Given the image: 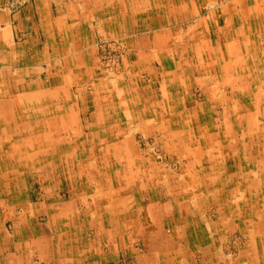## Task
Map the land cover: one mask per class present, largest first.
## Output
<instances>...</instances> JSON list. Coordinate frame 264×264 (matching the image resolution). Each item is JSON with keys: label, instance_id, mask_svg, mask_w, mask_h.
I'll return each instance as SVG.
<instances>
[{"label": "rangeland", "instance_id": "374dc122", "mask_svg": "<svg viewBox=\"0 0 264 264\" xmlns=\"http://www.w3.org/2000/svg\"><path fill=\"white\" fill-rule=\"evenodd\" d=\"M41 1L0 3V96L14 84L9 75L30 92L24 112L16 105L6 115L0 105V231L9 246L19 231L30 247L19 264H161L154 256L166 264H264L261 219L218 213L239 210L249 197L239 182L264 181L252 171L255 161L244 158L264 150V0ZM119 3L141 5L142 12L120 10ZM147 11L168 28L162 45L152 42L146 62L137 63L141 49L128 46L134 36L119 31L115 20L131 18L139 28L151 22ZM152 34L138 30L135 39L151 42ZM27 57L38 61L18 62ZM50 103L67 107L71 121ZM53 113L52 128L31 125L50 122ZM225 130L220 141L214 133ZM235 156L230 173H210ZM139 167L154 176L142 189ZM208 174L217 179L210 182ZM130 195L140 213L120 219L125 227L118 230L112 213L118 204L102 207L103 200ZM218 197L232 205L209 200ZM22 203L39 209L25 212V226L17 220ZM53 204L61 211L55 222ZM154 204H161L159 217ZM176 210L207 227L202 244L190 245L175 231L182 225ZM26 226L41 230L37 248ZM171 234L176 244L169 247Z\"/></svg>", "mask_w": 264, "mask_h": 264}, {"label": "crops", "instance_id": "0c3cea01", "mask_svg": "<svg viewBox=\"0 0 264 264\" xmlns=\"http://www.w3.org/2000/svg\"><path fill=\"white\" fill-rule=\"evenodd\" d=\"M36 1V4L38 5V4H42V1L41 0H35ZM225 1H227V0H225ZM6 2H8V0H0V3L1 4H5L6 5ZM152 7L154 6V5H151ZM233 6V5H232ZM2 7H5V6H1L0 7V9L2 8ZM118 8L120 9V10H126L127 12L129 11L130 13H139V12H142V9H140V8H143V7H141V5H138L137 7H136V5L135 4H127V5H124L123 4V6H121L120 5V3L118 4ZM180 9H181V7H179ZM178 8V10H180ZM231 8V7H230ZM234 11H235V13L237 12L236 10H232L231 12L232 13H234ZM148 12V11H147ZM146 12V13H147ZM156 12V11H155ZM180 12H182V11H180ZM183 12H184V10H183ZM120 13H126V12H124V11H122V12H120ZM145 13V12H144ZM149 13V19H151V22L149 23V25H146L145 24V22L143 21V23L141 24V25H139V28H138V26H137V21H133L131 18H129V19H127L126 18V20H124V21H116L115 20V24H116V26L118 25L119 27H118V30L119 31H121V32H124V33H126L127 34V36H130L129 34H132L133 36H134V38L133 39H129L128 40V46L129 47H131V49H136V48H139V49H141L140 51H138L136 54H137V57H138V61H137V63H139V61L142 59V60H145V61H143V62H146V59H145V57L147 56V55H150V53H148L146 50H148V48L149 47H151V45L153 44L152 42H154V43H156V44H161V42H162V39L163 40H165L164 39V30L166 29V31H167V28H168V26H166V25H162L163 23H165L166 21L164 20V19H162V21L160 22L159 21V18L157 19V20H153V18H154V16H155V14H153L154 13V11H150V12H148ZM158 14H159V16L160 17H162L163 16V11L161 10V11H159L158 12ZM150 16H153L152 18L150 17ZM163 18V17H162ZM132 20V21H131ZM135 20H136V18H135ZM142 21V20H141ZM165 21V22H164ZM201 23H202V21H201ZM182 24H183V22H182ZM11 25H12V22H11ZM174 25H177V24H175L174 23ZM1 28H2V25L0 26ZM139 30V32H151V33H153L152 34V36H153V40L150 42L149 40H148V37H143V39H141V40H138V39H135V31H138ZM166 34H167V32H166ZM1 43V42H0ZM162 45V44H161ZM153 56H154V54H153ZM132 57H134V56H132ZM38 58H32V57H27V61H26V59H21L20 61H18V62H21V63H24V62H26L27 64H29V61L31 60V61H35V60H37ZM45 59V58H44ZM40 60V59H39ZM38 61V60H37ZM67 61H69L68 59H67ZM67 61H63V62H65L67 65L66 66H62V67H64V68H66V67H68V65H69V63L67 62ZM147 64H145L144 65V67H148V66H146ZM151 65V64H150ZM150 67V66H149ZM148 67V68H149ZM150 69V68H149ZM151 70V69H150ZM8 77H10V75L8 76ZM23 80H26V82L28 83V84H31V85H33V87H34V85L35 84H37V83H35V82H28L27 81V79L26 78H24ZM22 82V81H21ZM40 82H43V81H39V83ZM128 83L129 84H133V80H132V76L129 78V80H128ZM23 84V83H22ZM26 86V85H25ZM129 88V87H128ZM72 93H74V89H73V91H72ZM28 102H26V103H21L20 104V108L22 109V111L23 110H25L26 109V104H27ZM50 104H52V103H50ZM48 108H50V105L48 106ZM52 108V107H51ZM25 118V117H24ZM22 119H23V116H22ZM37 122H39V123H37ZM115 123V122H114ZM31 125H34L36 128H39V127H45V125L43 124V121H39V120H36V123L34 122V123H31ZM36 125H38V126H36ZM42 125V126H41ZM110 125H112V124H110ZM113 125H115V124H113ZM227 130H225V131H217L216 133H214L215 135H216V137L217 138H219V140L220 141H223V138H224V134H226L225 132H226ZM25 132H27V129H26V127H25ZM174 133V132H173ZM176 133V132H175ZM178 133V132H177ZM223 135V137H221ZM48 137V136H47ZM40 139V138H39ZM42 139V138H41ZM216 139V138H215ZM103 142H104V140H102ZM2 142H4V141H2V140H0V143H2ZM217 142H215L214 144H216ZM225 143V142H224ZM227 143V142H226ZM257 143H258V141H257ZM3 151V150H2ZM219 152H223V151H220V150H218L217 151V153H219ZM220 154H222V153H220ZM191 157H193V155H191ZM244 158H247V159H251V160H254L255 161V163H254V165H252L253 167H254V169H252V171H254L255 173H256V175L258 176V175H260V174H264V150L263 149H261V150H258V151H256V154H252V155H250V156H248V157H244ZM228 159H230V160H228ZM233 159H236V156L235 157H233V158H230V157H228L227 159H224V163L225 164H221L220 166H214V164L210 167V168H212L211 170V172L210 173H214V172H218V173H225V174H228V173H230V165H231V163H232V161H233ZM211 160H212V157H211ZM242 160H244L243 158H242ZM192 165V164H191ZM190 165V167L188 168L189 170H191L192 168V166ZM247 165H249V164H247ZM251 165H250V167H252ZM152 167V166H151ZM151 167H150V169H151ZM139 170H141L140 172L142 173V175H139V179H140V181L142 182L141 183V189L142 188H145V186L147 185V184H151L153 181H152V178L154 177V176H151V175H149V172H150V170H149V168H143V167H139ZM263 170V171H262ZM193 171V170H192ZM200 172L202 173V174H205L204 172H205V170H203L202 168H200ZM233 172L235 173V170H233ZM241 172H242V174H246V175H248V173H251V171H250V169L249 168H247L244 164H243V161H242V166H241ZM140 173V174H141ZM239 173V172H238ZM163 174V175H162ZM215 174V173H214ZM209 175V174H208ZM245 175V176H246ZM160 176L161 177H163V176H165V174L162 172V173H160ZM210 182H213V181H215L216 179H217V176L215 175V176H213V177H211L210 175H209V177H206ZM166 180L164 181V182H166V183H164V184H168V185H170V180H169V176H167L166 178H165ZM205 180V179H204ZM213 180V181H212ZM136 182H139L137 179H134V183H136ZM194 183H198L199 182V185L201 186V182H200V180L198 179H196V181H193ZM154 183V182H153ZM152 183V184H153ZM238 183V182H237ZM237 183H235V184H237ZM239 184H240V187L239 188H241V190H242V193L244 192L245 193V191H246V194L249 196V197H246V198H243L242 199V204H241V206H240V204H239V210H237V211H233L232 209H229L228 211H226V209H224V212H218L219 214H221V217H223V216H225V215H229V216H231V217H234V215H237V214H240V216H243L244 215V218L245 217H247L249 214H250V217H251V214H252V217H254V218H257V219H261V221H262V225H264V221H263V216L264 215H262V212L264 213V192H263V189H264V181H261L258 177L257 178H255L253 181H251V183H250V185L248 184L247 185V183L245 182V181H242V182H239ZM211 185V184H210ZM211 186H213V185H211ZM147 189V188H146ZM147 190H149V189H147ZM242 196H244V195H242ZM219 198V199H218ZM218 198H212V199H209L211 202H213V203H215V204H219V205H222V206H226L227 204L228 205H232V200H228L227 199V197L225 198V197H218ZM103 198H100V200H102ZM111 201H113V203H115V204H118V207H116L115 208V210L112 212L113 213V215H114V218H115V223H116V225H118V230H120V228H124L125 227V224H123L122 223V220H120V219H123V218H129V217H131V216H133L134 214H133V212H134V210H136V212L137 213H135V214H138V213H140V211H138V209H137V207L138 206H136L137 205V203H136V201H134V196L132 197L131 195H130V198H128V199H123L122 197H115V198H112V199H110V200H108V199H104L103 200V202L104 203H102L103 205H102V207H106L105 206V203L107 202V204L109 203V202H111ZM136 203V204H135ZM110 205H111V203H109ZM151 204V203H150ZM262 204V206H258V205H261ZM18 205H20V204H17V206ZM159 205H161V204H154V211H155V215L156 216H160L161 215V207H159ZM3 205L0 203V208L2 207ZM20 207L22 208H20L22 211L20 212V215L19 216H17V220L18 221H25V224H24V226L25 225H27L26 224V222H28L26 219H27V216H24V214H25V212L26 211H28V212H30V214H31V216H34L35 214H36V210H39L38 208H34V207H32V206H28V204H26V203H22L21 205H20ZM24 207V208H23ZM246 207V208H245ZM247 207L251 210L250 212H248V211H246L245 209H247ZM13 209L14 210H16V208L15 207H13ZM104 209V208H103ZM259 209V210H258ZM258 210V211H257ZM17 211V210H16ZM49 215H50V218H51V222H55L54 221V219H57L59 216H58V213L61 215V211H59V210H57L56 208H55V206H54V204H53V207L52 208H49ZM58 212V213H57ZM29 214V215H30ZM108 214V213H107ZM28 215V216H29ZM177 215H181L182 216V219H180L181 220V222L180 223H182V225H180V226H178L177 228H176V230L175 231H178V230H180V231H182V233H184V235H185V238H186V241L190 244V245H200V244H202V236H205L206 235V231H207V227L205 226V228H206V230L203 228V226H202V224L200 223H196V221L193 219V217L191 216V214H187V215H185V213L183 212H181L180 210H176V213L174 214V216H176L177 217ZM106 216H108V215H106ZM136 216V215H135ZM101 217H102V215H101ZM174 218V217H173ZM193 219V220H192ZM249 219V218H248ZM248 219H245L244 221H247ZM252 219V218H251ZM17 220L15 221L16 222V227L18 226V222H17ZM169 223L168 224H166V226H170V225H172V221L173 220H167ZM117 222H120V224L118 223L117 224ZM133 222L134 221H130L129 223H128V225L130 226V227H132L133 228ZM189 222H192V224L191 225H189ZM258 222H259V220H258ZM31 223H33V220H31ZM156 227V226H155ZM18 228V230L20 229V227L18 226L17 227ZM140 228V227H139ZM134 229V228H133ZM26 236L28 237V238H30V239H32L31 241H29L30 242V244H32V246H34V248H37V246H38V242H37V240H36V238H35V233H37V232H41V230L37 227V228H35V227H28V226H26ZM140 231H142L143 233H145V235H146V233L148 232V229H146L145 227H143V228H140ZM154 232H155V229H154ZM112 234H114L115 235V233H112ZM174 236L176 235V233L175 232H173L172 233ZM171 234V238L169 237V240L167 241V243H166V246H169V247H171L172 245L174 246V244H176V240H175V237L173 236ZM8 235V234H7ZM7 235H5V236H3L2 235V231H0V264H19L20 263V261L22 260V256H23V254H22V252L24 251L25 252V249H27V248H30L29 246H27V245H25V244H23L22 243V241L20 240L21 239V235H20V232L18 231L17 232V234L15 235V237L17 238V240L16 241H18V242H15L14 243V245H10L9 246V241H10V237H9V235L7 236ZM83 235V234H82ZM40 236H42V235H39L38 237H40ZM116 236V235H115ZM64 237H65V233L64 232H61L60 233V239H64ZM206 237H207V235H206ZM209 237V236H208ZM43 238V237H42ZM263 238H264V236H263ZM38 239H41V238H38ZM43 239H47L46 237H44ZM89 239V238H88ZM36 240V241H35ZM80 240V239H79ZM90 240V239H89ZM90 242V241H89ZM174 243V244H173ZM151 245V243H149L148 244V246H150ZM209 245V244H208ZM25 246V247H24ZM24 247V248H23ZM27 247V248H26ZM177 251H179V249L177 250ZM174 254H176L175 252H173ZM167 254L168 255H166V256H168V258H169V253L167 252ZM166 256H165V258H166ZM151 257V256H150ZM155 258H152V259H155L156 261H157V263H159L158 261H159V259H160V262H161V264H166V263H164V262H162V260H161V258H157L156 256H154ZM173 257V256H172ZM30 263V262H29ZM169 264H173V263H169Z\"/></svg>", "mask_w": 264, "mask_h": 264}, {"label": "bare ground", "instance_id": "6f19581e", "mask_svg": "<svg viewBox=\"0 0 264 264\" xmlns=\"http://www.w3.org/2000/svg\"><path fill=\"white\" fill-rule=\"evenodd\" d=\"M8 78H11V80L10 81H13V85H12V88L10 89L9 87L7 88V90L4 92V93H1V96H0V98H3V99H1V101H0V105H4V106H6L5 107V112H6V115H8V111H9V109L10 108H12L13 106H16V105H18V106H20V104L21 103H26V102H28V100H29V98L28 97H30V92H29V94L27 93L28 92V89H26L27 87H25L24 86V84H22V82L20 81V80H18V79H15L14 77H12V76H10V77H8ZM16 85H20V87H21V91H19V90H17V88H16ZM1 91V90H0ZM9 94H16L17 95V98H16V100L14 101V99H12V101H10V98H8V96H9ZM56 98V97H55ZM57 100H59V98H57V99H55V101L57 102ZM60 101H62V100H60ZM54 104H56V103H54ZM53 104V105H54ZM51 107H57V108H59V109H61V110H64V112L62 113L63 114V116H64V118L65 119H68L69 121H71V119H72V115H73V113H70V111H68L66 108L67 107H65V108H63V107H59V104H56L55 106H52V104H50V108ZM23 112H24V110H23ZM23 114V113H22ZM3 115V114H2ZM5 115V116H6ZM56 115L57 114H55V113H53V118H52V120L49 122V121H43V124L45 125V127L46 128H52L51 126L53 125V124H55L56 123V119H57V117H56ZM24 117H26V116H24ZM21 118H22V116H21ZM42 121V120H41ZM36 123V122H35ZM37 123H39V122H37ZM64 125H66V123L64 124ZM36 126H38V125H36ZM65 127V126H64ZM60 128H62V127H60ZM66 129V128H65ZM66 130H69V129H66ZM24 131H25V129H24ZM80 131V130H79ZM7 132V131H6ZM13 132V131H12ZM109 133H110V135H109V138H112L113 136H114V134H113V132L110 130L109 131ZM7 134V133H6ZM15 135V134H14ZM46 135H48V134H46ZM45 137V136H44ZM117 137H118V135H117ZM46 138H47V136H46ZM114 139V138H113ZM113 141V140H112ZM113 146V145H112ZM104 149V148H103ZM110 149V148H109ZM21 162V161H20ZM24 208V207H23Z\"/></svg>", "mask_w": 264, "mask_h": 264}]
</instances>
